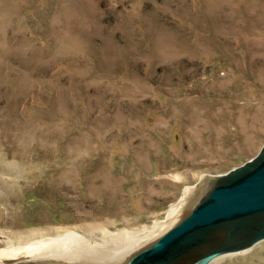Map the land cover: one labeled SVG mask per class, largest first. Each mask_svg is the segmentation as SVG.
Returning a JSON list of instances; mask_svg holds the SVG:
<instances>
[{
    "label": "rangeland",
    "instance_id": "rangeland-1",
    "mask_svg": "<svg viewBox=\"0 0 264 264\" xmlns=\"http://www.w3.org/2000/svg\"><path fill=\"white\" fill-rule=\"evenodd\" d=\"M263 150L264 0H0V264L140 252Z\"/></svg>",
    "mask_w": 264,
    "mask_h": 264
},
{
    "label": "water",
    "instance_id": "water-1",
    "mask_svg": "<svg viewBox=\"0 0 264 264\" xmlns=\"http://www.w3.org/2000/svg\"><path fill=\"white\" fill-rule=\"evenodd\" d=\"M216 232L225 234L224 243L202 264L264 240V150L215 185L177 225L125 264H171L184 253L209 241ZM49 248L52 245L25 252L23 264H95L84 261L81 254L70 256L45 251ZM18 262L9 261L8 264Z\"/></svg>",
    "mask_w": 264,
    "mask_h": 264
},
{
    "label": "bare ground",
    "instance_id": "bare-ground-1",
    "mask_svg": "<svg viewBox=\"0 0 264 264\" xmlns=\"http://www.w3.org/2000/svg\"><path fill=\"white\" fill-rule=\"evenodd\" d=\"M212 189V188H211ZM211 191V190H210ZM176 210V209H175ZM186 217V216H185ZM168 231V230H167ZM164 234V233H163ZM162 234V235H163ZM161 235V236H162ZM225 234L223 232H216L214 233L210 240L207 241L206 243H203V244H200L196 247H194L193 249L189 250L188 252L184 253L181 257H179L178 259L174 260L171 264H202L206 259L207 257L213 253V251H215L217 248H220V246H222V243H224L222 241V238H224ZM67 236L69 237H66V236H59V237H56V238H52V239H55L56 241L58 242H61L63 244H68L69 242L72 243V244H75L76 243H81V241H83V238L79 235H77L76 233H69L67 234ZM160 236V237H161ZM159 237V238H160ZM157 238V239H159ZM76 240V241H75ZM78 240V242H77ZM87 240V239H85ZM263 241V240H262ZM53 243H55L54 241H52ZM261 242V241H260ZM259 242V243H260ZM82 244V243H81ZM226 244V243H225ZM258 244V243H257ZM257 244H255L254 246L250 247V248H244V249H240V250H236V251H232V252H227L225 254H222V255H218L216 256L215 258L211 259L210 261H208L206 264H211L213 261H215L217 258L219 257H222V256H225V255H229V254H233V253H238V252H243V251H247L253 247H255ZM25 245V244H24ZM86 245L89 247V245L86 243ZM102 245H104L105 247H109L110 244L106 243V242H102ZM131 245H134L131 244ZM129 245V246H131ZM85 246V245H84ZM92 247V246H90ZM100 249V248H99ZM102 249V248H101ZM133 249V248H132ZM132 249H129L128 247H126V245H124L123 247H120V248H114L113 249V253H114V258L111 257L110 260L112 261L111 263L112 264H118L116 263L117 260L119 261H124L123 264H125L127 261H130L135 255H137L139 253L136 252V253H132ZM96 250V249H95ZM131 250V251H129ZM45 251H48L50 253L54 252V248L52 246V248H49L48 250H45ZM62 251V250H60ZM74 251V249H73ZM76 252V250H75ZM104 252V251H103ZM141 252V250H140ZM72 253V252H71ZM76 254V253H75ZM74 254V255H75ZM73 256V255H72ZM92 257V256H91ZM128 257H130L128 259ZM84 259V258H83ZM116 259V260H115ZM73 260V259H71ZM82 260V259H81ZM83 261V260H82ZM84 261H87V260H84ZM90 261V260H89ZM126 261V262H125ZM94 262V261H93ZM118 262V261H117ZM31 263V262H30ZM120 264V263H119Z\"/></svg>",
    "mask_w": 264,
    "mask_h": 264
}]
</instances>
